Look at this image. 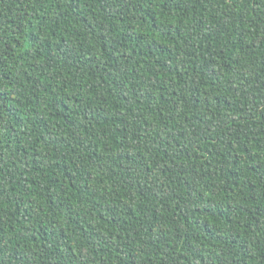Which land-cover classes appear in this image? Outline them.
Here are the masks:
<instances>
[{"label": "trees", "instance_id": "trees-1", "mask_svg": "<svg viewBox=\"0 0 264 264\" xmlns=\"http://www.w3.org/2000/svg\"><path fill=\"white\" fill-rule=\"evenodd\" d=\"M0 264H264V0H0Z\"/></svg>", "mask_w": 264, "mask_h": 264}]
</instances>
